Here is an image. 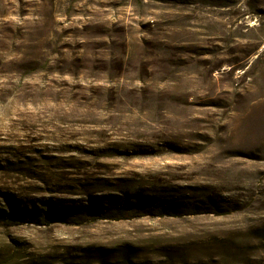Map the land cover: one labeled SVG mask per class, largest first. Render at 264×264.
<instances>
[{
  "label": "rangeland",
  "instance_id": "obj_1",
  "mask_svg": "<svg viewBox=\"0 0 264 264\" xmlns=\"http://www.w3.org/2000/svg\"><path fill=\"white\" fill-rule=\"evenodd\" d=\"M44 1L0 0V23L28 24ZM90 1L82 21L133 35L186 27L214 56L218 108L185 144L129 157L128 140L106 172L85 159L71 176L52 146L30 148L18 106H0V264H264V0Z\"/></svg>",
  "mask_w": 264,
  "mask_h": 264
},
{
  "label": "trees",
  "instance_id": "obj_2",
  "mask_svg": "<svg viewBox=\"0 0 264 264\" xmlns=\"http://www.w3.org/2000/svg\"><path fill=\"white\" fill-rule=\"evenodd\" d=\"M55 1L41 2L44 12L28 24L0 23V106L22 110L16 119L34 153L52 146L47 154L71 176L85 159L106 172L125 141L137 157L149 148L143 144L172 149L176 140L187 143L185 134L205 130L203 111L218 108L214 56L186 27L178 38L170 22L133 35L107 19L82 21L81 0L65 2L63 12Z\"/></svg>",
  "mask_w": 264,
  "mask_h": 264
}]
</instances>
